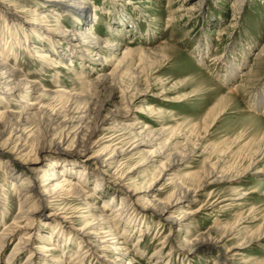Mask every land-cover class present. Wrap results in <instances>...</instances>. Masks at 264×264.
<instances>
[{
    "label": "rangeland",
    "instance_id": "1",
    "mask_svg": "<svg viewBox=\"0 0 264 264\" xmlns=\"http://www.w3.org/2000/svg\"><path fill=\"white\" fill-rule=\"evenodd\" d=\"M60 1L0 0V40L11 51L4 56L8 68L18 72L17 81L31 84L23 85L6 109L0 100V112L35 108L9 125L3 139L15 127L35 131L21 154L29 161L0 150V193L6 197L0 232L18 215L29 186L37 194L61 183L57 171L62 169L51 166L56 164L70 173L87 168L89 177L104 183L89 179L84 185L94 191L86 201L60 195L66 215H73L72 222L61 224L64 232L87 233L91 218L80 208L95 205L91 212L96 213L106 205L100 211L105 216L118 208L126 212L114 226L121 240L106 237L123 242L121 252L108 253L106 263L99 252L80 264H264V0ZM76 3L85 10L65 7ZM104 75H112L110 81L98 82ZM27 87H32L28 94ZM43 91L55 94L44 97ZM227 92H234L233 100L224 103ZM21 95L27 97L23 103ZM51 115L56 123L49 122ZM4 123L0 118V130ZM97 126L83 151L78 142L87 141ZM60 141L61 147H52ZM115 147L125 152L121 168L111 175L112 162L103 164L96 155ZM139 163L144 167L133 183L118 185L117 177ZM212 170L216 180L207 178ZM202 176L207 181L199 188ZM176 184L192 192L191 198L181 210L182 203L172 204L164 218L179 220L183 211L186 223L124 211L133 206L134 187L142 195L149 185L160 189L156 201L163 204L175 195ZM223 197L229 201L218 204ZM29 201L32 208L37 205L32 214L36 211L42 230L29 231L27 222L20 234L30 235L24 237L26 251L7 262L16 238L3 248L0 264H26L29 255L34 264H74L76 242L64 247L58 235L59 244L37 237L47 230L44 219L57 224L55 218L66 215L34 197ZM252 235L258 237L253 245L248 244ZM218 240L224 247L220 254ZM82 242L87 249L95 244ZM36 246L40 250L29 253Z\"/></svg>",
    "mask_w": 264,
    "mask_h": 264
},
{
    "label": "bare ground",
    "instance_id": "2",
    "mask_svg": "<svg viewBox=\"0 0 264 264\" xmlns=\"http://www.w3.org/2000/svg\"><path fill=\"white\" fill-rule=\"evenodd\" d=\"M60 2H62V0ZM65 7L67 9H73L76 12H83L85 10V8L81 7L79 4L77 5V3L73 6L65 5ZM34 16L36 17L37 15L35 14ZM15 36H17V34ZM85 36L86 35H84V36L82 35L79 37L81 38L82 41L83 40L85 41L87 38V37L85 38ZM23 39L26 40L25 38H23ZM8 46L9 45H7V42H1V40H0V97H1L0 100H1V103L5 106L4 109L9 107V105L13 102L15 95L18 94L17 91L23 85H27V86L31 85L30 83L25 84L21 80L17 81L16 79L19 77L18 72L15 71V68H12V69L8 68L9 67L8 64H10V63L7 61V58L4 57L7 54L9 55L11 52L9 50ZM127 53H128L127 51L124 53L122 60L120 59L121 61H119L120 63L126 57ZM111 77H112V75L100 76L99 78H97V81L106 83V82L110 81ZM26 89H27V94H28V93H30V89H32V87H30V88L27 87ZM236 89H238V88H236ZM32 92L35 93L36 91H34V89H33V90H31V93ZM232 93H234V92H227L225 94V96H223L221 98L222 101L224 103L231 102L233 100V94ZM40 94L44 97H49L55 93L43 91ZM26 98H27L26 95L25 96L21 95V98L18 102L23 103L22 100H25ZM27 106L28 107L23 108V112H18V113H15L14 111L0 112V118L1 119L5 118V120H6V123H4L3 129L0 130V150L3 154L6 153L10 156H12V155L17 156V155H21L27 149L26 148L27 141L29 138H31V136L35 132V131H33V129L32 130L30 129L31 131H29L28 134H26L24 132H21V130H19L17 127H15L14 129H12V131H15V134H17L18 136H16L15 134L13 136V134H12L13 132L11 131L10 136L7 139H5V141H3V139L5 138V136L7 134L6 132H7L8 126L10 125V128H11V126H13L15 124L13 122H17V124H19V122L22 121V117L24 115L28 114L27 111H31V110L35 109L34 105H31V106L27 105ZM49 122H51V123L55 122L53 115L50 116ZM97 129H98V126L95 127V129L93 128L91 131L88 132L87 137H86L87 141H84V139H83V141L78 142V144L80 146H82L83 151L87 150L86 147L89 146L88 140L91 138V136L93 135V133ZM100 140H102V138ZM53 141H55V140H53ZM63 141H60L56 144H51V145L54 148L55 147L59 148L63 144ZM20 142H21V144H20ZM97 144L98 143H93L94 146H96ZM107 151H109V150H107ZM107 151H102V152L98 153L96 155V158L97 159L99 158V161H101V163H103V164L106 161H111L112 162L111 170L113 169V171H111V175H115L116 172L119 171V169L122 166V164H121L122 159H119V158L121 157V155L125 151L122 149V147H119V148L115 147L113 149L110 148L109 153ZM20 157L26 161H29L28 159H26V155H21ZM143 165H144L143 163L136 164L130 170H128L124 174L118 176L117 181H116L117 184L123 186L124 188H128V186L133 183L132 176L135 173H139L140 171H138V170L142 169L144 167ZM51 166L54 167V169H56V170L62 169V170L57 171L59 174L58 175L59 177H57V179H61V183L54 185L53 188L52 187L50 188L48 186H44L41 188L40 191L37 192V194H36L35 188L33 186H29L30 193L27 194L25 196V200L18 205V207H19L18 215L14 216L11 219L10 223L5 224L2 227V230L0 232V254L3 252L2 251L3 248L8 246L13 240L18 238L16 243H15V246L12 249V252L7 257L8 258L7 262H10L11 260H13L15 258V255L22 254L26 251L27 248L24 247L26 242L23 243L25 241L24 237H29L30 235L25 234V233H23L22 235H20V234L23 231L24 226L27 225V222H28L27 227L29 228L28 229L29 231L34 230L36 227H37V229L39 228L38 231L42 230V228L40 229L41 225H39V224L41 222H40L38 215L36 214V211L32 214L33 210H35L37 208V205L34 208H32V206H31L32 203H30V201H29L31 198L34 197V200L37 199L38 203H42V201L46 202L48 204V209H50V210L55 209L56 211L60 210L64 215H66L67 213L64 211L65 210L64 209V206H65L64 202L66 199L64 197H61L60 195H68L70 197L78 195L79 197L84 198V201H86L89 197H91V194H92L91 192L94 191V190L93 191L91 190V192L88 191V189L84 185L89 179H91V180L93 179V181L100 186H101V184L104 185L103 181L100 178H97V177L95 178L94 176L89 177V175H87V173H86V170L88 171L87 168H83V169L79 168V169H76L75 172L70 173L69 171H66V170L63 171V169H65V166H63V165L51 164ZM10 170L13 171V168L11 167ZM214 172H215V170H212L208 174V176H207L208 180H211L215 177ZM38 173H41V171L38 170ZM68 174H69V176H68ZM49 176H52V175L49 174ZM41 177L42 178L45 177V172H43ZM55 177H53V178H55ZM73 177L75 178V181L67 179V178L71 179ZM205 177L206 176H202L201 180H203ZM216 178H219V177H216ZM215 180H214V182H215ZM204 181L206 182L207 179L205 178L203 181H200L199 188L201 187V184ZM153 183H155V182H153ZM153 183H152V185H153ZM150 185H149V188L146 190L147 191L146 195L140 194V190H138L136 187H134L131 190L130 197H129V201L133 206L131 208L125 209L124 211L129 210L132 212V214H135L138 216L139 215L140 216L146 215L145 213H147L149 211V213H154L155 215H157L159 218L162 219L165 217V213L167 212V209L172 204H174V203L175 204H178V203L181 204L182 203L181 208H180V210H181L188 203V199L191 198L190 196H191L192 192L185 191V190L183 191V188H181L180 185L176 184L175 185L176 191L174 190L175 195L172 198H170L167 203H163V204L157 203L155 193L157 191H160V189L154 190L153 186H150ZM193 194H195V192H193ZM242 198H243L242 196L238 197L237 200L242 199ZM5 199H6V197L4 196V194L0 193V212H2L3 214L6 212L5 211L6 207H4L5 205L3 204L2 200L5 201ZM122 200L124 201V199H122ZM227 201H229V199L227 197H223L218 202V204L225 203ZM60 206H63V208L60 209ZM134 206H136V207H134ZM94 207H95V205H93L91 207H87V208H80L78 210V212L84 213V210L87 209L89 212V215L87 218H91V223L84 226L85 230H87V233L85 235H80V236L74 237L71 232H64L63 231L61 224H64L66 219H68L69 223L73 221V220H71L73 218V215L69 214V215L64 216L65 218L64 217L55 218L57 224L53 223L50 220L44 219V222L46 224H44L45 226L43 228L47 229V230H44L43 232H39L37 234V237L42 241L45 239V240H47V242L49 241V243H51V241H53V242L55 241L58 244L60 241L58 236L63 237L65 239V243H63L64 247H65V245H67L69 243L76 242L77 247H78V251L75 253L76 257H75L74 262H73L74 264L82 263V261L86 257H89V258H92L93 256L98 257V255L100 254L99 252H101L102 255L104 254L102 257H100L101 261L105 262V263L108 262L110 260V258L108 257V253L114 254V253L121 252L122 249H121L120 245H122L123 242H121V241L120 242H114V241L107 242L106 237H108V235H109V236H113L114 240H121L122 236L121 237L118 236L117 230L114 226L116 224H118L117 221L122 220V216H126V212H120V211H123L122 210L123 208H118L115 213L110 214L111 216H105L104 213L102 214V212H100V211L106 210L108 208V206L101 205V207L99 208V212H96V213L91 212ZM133 207L137 208L139 210V212L137 213L136 209H133ZM56 208H58V209H56ZM179 213H181L179 220H176V217L172 216L170 219L164 218L165 222L166 221H170V222L175 221L178 224L186 223L188 220L187 216L185 214H183L184 213L183 211H180ZM31 214H32V216L28 217V215H31ZM110 217H112V218H110ZM87 218H85V219H87ZM80 219H84L83 216H81ZM128 222L131 223V222H133V220H130ZM134 223H135V221H134ZM30 225H31V228H30ZM95 226H96V228L92 229ZM180 227H181V231L184 232V229H186L185 226L181 225ZM50 232H51V234L46 236V234H48ZM40 234H44L45 236H43V237L39 236ZM254 235L250 236V239L248 240V244L253 245L255 240L258 239V237L254 236ZM33 236H34V234H33ZM72 239H75V240L72 241ZM91 239L94 241L92 243H95V244L93 245V247H91V249H87V247L83 244L82 241H84V242L86 241L87 243H89V242H91ZM253 240H254V242H252ZM108 243H109V245H113V246L111 248L109 246H104V247L101 246L102 244H108ZM221 243H222V240H218V242L214 243V245H216L215 249L219 250V254L221 252L220 250H223V248H224V247H222V245H219ZM244 243H246V241L243 242L242 244H244ZM238 244L240 245V243H238ZM248 244H246V245H248ZM29 245H28V247H29ZM67 248L69 249L70 247H67ZM30 249L31 250L29 253H33L32 249L33 250H35V249L40 250V247L36 246L34 248L31 247ZM45 249L47 251L51 250L48 248H43V250H45ZM124 250H125V248H124ZM50 252H52V251H50ZM234 256H241V254L236 253ZM56 258H54V259H56ZM26 259H27L26 264H34L30 255L27 256ZM56 261L58 262V260H56Z\"/></svg>",
    "mask_w": 264,
    "mask_h": 264
}]
</instances>
